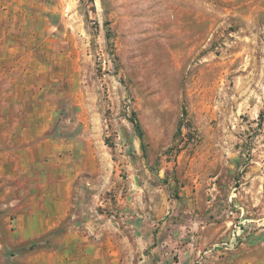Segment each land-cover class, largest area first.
Masks as SVG:
<instances>
[{"label":"rangeland","instance_id":"1","mask_svg":"<svg viewBox=\"0 0 264 264\" xmlns=\"http://www.w3.org/2000/svg\"><path fill=\"white\" fill-rule=\"evenodd\" d=\"M63 182L0 264H264V0H0L3 238Z\"/></svg>","mask_w":264,"mask_h":264},{"label":"crops","instance_id":"2","mask_svg":"<svg viewBox=\"0 0 264 264\" xmlns=\"http://www.w3.org/2000/svg\"><path fill=\"white\" fill-rule=\"evenodd\" d=\"M52 141H42L43 144H52ZM70 142H66L69 146ZM47 202L42 205L27 207L25 205L12 209V205H6L7 211L15 216L11 221L4 222L7 239L3 238L0 224V244L10 243L12 245L24 244L39 240L46 236L61 224L70 215V200L73 196V187L69 183L63 182L60 187H47L45 192ZM5 208V209H6ZM1 247V245H0ZM110 256V251L95 250L93 257ZM119 254V252H117ZM112 255L114 253L112 252ZM38 259H48L47 264H56L55 259L59 257V252L39 251L35 255ZM13 257H16L15 255ZM54 260V261H50ZM30 256L25 263H30ZM24 264V263H22Z\"/></svg>","mask_w":264,"mask_h":264},{"label":"trees","instance_id":"3","mask_svg":"<svg viewBox=\"0 0 264 264\" xmlns=\"http://www.w3.org/2000/svg\"><path fill=\"white\" fill-rule=\"evenodd\" d=\"M133 123L135 125V129H136L137 134L139 135V137L141 138V140L144 143V141H145V134H144V131L142 129V126H141L140 122L138 121V119L136 117L134 118Z\"/></svg>","mask_w":264,"mask_h":264}]
</instances>
